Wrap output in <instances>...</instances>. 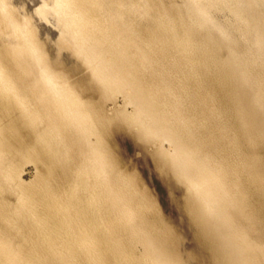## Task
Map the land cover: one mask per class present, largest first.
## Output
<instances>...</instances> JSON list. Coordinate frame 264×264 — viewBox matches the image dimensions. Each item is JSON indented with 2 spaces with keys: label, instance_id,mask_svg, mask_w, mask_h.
Listing matches in <instances>:
<instances>
[{
  "label": "bare ground",
  "instance_id": "obj_1",
  "mask_svg": "<svg viewBox=\"0 0 264 264\" xmlns=\"http://www.w3.org/2000/svg\"><path fill=\"white\" fill-rule=\"evenodd\" d=\"M0 264H264V0H0Z\"/></svg>",
  "mask_w": 264,
  "mask_h": 264
},
{
  "label": "rangeland",
  "instance_id": "obj_2",
  "mask_svg": "<svg viewBox=\"0 0 264 264\" xmlns=\"http://www.w3.org/2000/svg\"><path fill=\"white\" fill-rule=\"evenodd\" d=\"M123 102L122 97L119 96L115 100V106L120 107L121 105H124ZM109 107H112L111 103L107 105V109H109ZM127 109L129 111L131 110L130 107H127ZM126 133L127 132L125 131L114 130L110 132L107 137L108 144L111 150L114 151L113 153L119 162V165L130 173L135 172L136 176H139L137 177L139 184L142 187L145 186L144 188H146L150 195L153 196V199L158 204L157 206H159V210L167 223L177 235L179 234L184 237L185 245L188 250L196 251L195 246L198 248V244L194 240L196 239L194 232L191 231L189 227L186 205L184 207L186 201L185 194H183L184 190L182 188L180 189V186L176 187V184L174 186V183L164 178L159 170L157 171V167H155L156 165L154 164L155 161L153 158L151 159L150 156L151 148L150 152L145 153L143 150L146 149H144L140 143L135 141L136 139H134V136L131 137V133ZM110 142L111 144L113 143L112 146L110 145ZM34 171L35 169L33 165H26L21 172V179L28 183L29 180L31 181L34 178V175L36 174ZM203 254L204 257L208 259V252L204 251ZM205 258L198 261L205 263Z\"/></svg>",
  "mask_w": 264,
  "mask_h": 264
}]
</instances>
